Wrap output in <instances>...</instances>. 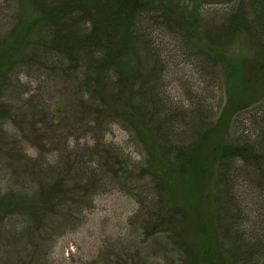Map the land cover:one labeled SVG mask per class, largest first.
<instances>
[{"label":"rangeland","instance_id":"1","mask_svg":"<svg viewBox=\"0 0 264 264\" xmlns=\"http://www.w3.org/2000/svg\"><path fill=\"white\" fill-rule=\"evenodd\" d=\"M162 2L169 6V15L176 18L181 14L180 23L189 27L191 39H183L166 25L153 24L149 37L158 57L146 66L131 59L124 67L132 77L133 93L145 90L148 82L146 86H154L156 101L163 104L167 117L183 116L177 123L176 133L180 134L164 136L160 125L137 118L136 127L147 139L145 144L131 124L123 119L113 123L103 142L119 149L129 173H122L120 182L98 188L90 207L81 213L80 224L57 238L48 264H264V189L249 184L243 173L230 177V170L224 169L217 151L211 149L246 140L264 146V45L257 44L244 26H236L231 16L238 10L248 12L249 0ZM20 6L29 16L37 14L29 0H16L14 17ZM36 43L37 29L27 37L22 32L3 45L1 53L6 57L1 64L10 62L0 85L4 82L10 97L18 98L14 106L25 103L30 94L35 99L32 103L48 108L52 124H69L78 106L68 82L13 69L32 56ZM23 90L28 93L22 95ZM147 103L152 106L153 100ZM19 111L15 107L10 112L3 131L21 139L16 151L38 157L35 142L20 136L26 121ZM61 126L62 136L71 134L62 143L70 147L75 141L81 146L92 144L93 134L83 127L72 125L79 128L76 131V127ZM183 145L192 153L181 163L177 149ZM43 150L53 162L57 153H50L48 145ZM201 166L207 168L205 174L199 170ZM226 171L227 178L222 176ZM8 172L0 162L1 192L10 189ZM155 176H166L167 187L161 188ZM139 192L151 193L149 197L155 201L160 197V205L169 212L162 215L163 220L168 217V223L153 227L158 211L151 209L148 199L142 201Z\"/></svg>","mask_w":264,"mask_h":264},{"label":"trees","instance_id":"2","mask_svg":"<svg viewBox=\"0 0 264 264\" xmlns=\"http://www.w3.org/2000/svg\"><path fill=\"white\" fill-rule=\"evenodd\" d=\"M15 2L0 0V64L6 57L1 52L7 41L22 32H26L27 37L37 29V50L13 69L39 72L41 78L51 79L53 75L68 82L77 97V114L72 115L69 124L55 125L48 116L47 107L39 104V107L43 106L39 108L32 103L35 100L32 95L26 97L27 103L14 106L13 101L18 98L10 97L4 82L0 85V162L9 171L10 188L0 191V264H48L57 238L80 224L81 213L90 207L92 197L99 193L98 188L106 183L120 182L121 174L129 173L125 170L130 167L119 149L110 148L103 142L105 131L113 123L123 119L131 124L138 139L145 144L147 139L136 127L137 118L146 120L149 125H160L164 136L173 138L180 134L176 133L177 123L184 119L183 116L167 117L163 104L156 101L158 94L154 86H146L148 82L144 85L145 90L133 93L132 77L124 67L125 61L132 59L138 65L146 66L158 57L149 37L153 24L166 25L183 39L191 38L189 27L185 23L182 26L181 14L176 18L175 14L169 15L171 10L162 0H29L37 14L29 16L20 6L18 17L13 16ZM241 12H233L232 21L236 26H244L257 44L264 45V0H249L248 12ZM170 17L176 19L175 22ZM7 61L0 65V80L7 74L6 65L10 62ZM27 93V90L21 92L22 95ZM150 100H153L152 106L147 103ZM15 107L20 109L19 114L26 121L20 136L35 142L38 157L29 158L16 151L21 139L3 131L5 120ZM40 123L42 126L37 128ZM61 125L73 129L76 126L72 125H78L92 133L90 147L81 146L77 141L75 145L72 143L74 147L62 143V139L66 140L65 136L71 134L62 136ZM45 145L49 146L50 153H57L53 162L46 159ZM179 147L177 158L181 163L186 162L190 149L184 145ZM184 148L188 149L185 151ZM211 149L217 151L216 156L224 169L230 170V177L243 173L249 184L264 189V146L261 142L246 140ZM199 170L205 174L207 168L201 166ZM229 175L227 171L222 174L225 178ZM162 177L154 179L165 188L167 178ZM131 180L126 181L130 183ZM139 194L142 201L148 199L151 209L158 211V221L153 227L168 223V217L163 220L162 215L169 212L163 210L160 197L155 201V197L150 199L149 192ZM139 259L143 260V257Z\"/></svg>","mask_w":264,"mask_h":264}]
</instances>
